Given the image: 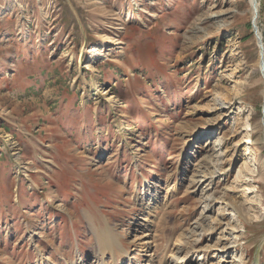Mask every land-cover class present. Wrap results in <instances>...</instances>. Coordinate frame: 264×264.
I'll use <instances>...</instances> for the list:
<instances>
[{
	"label": "rangeland",
	"instance_id": "obj_1",
	"mask_svg": "<svg viewBox=\"0 0 264 264\" xmlns=\"http://www.w3.org/2000/svg\"><path fill=\"white\" fill-rule=\"evenodd\" d=\"M252 21L249 0H0V264H264Z\"/></svg>",
	"mask_w": 264,
	"mask_h": 264
},
{
	"label": "bare ground",
	"instance_id": "obj_2",
	"mask_svg": "<svg viewBox=\"0 0 264 264\" xmlns=\"http://www.w3.org/2000/svg\"><path fill=\"white\" fill-rule=\"evenodd\" d=\"M249 4H250V7H251V10H252V20L253 21H255L254 23H255V25H257V22H258V19H259V15H260V10H259V0H249ZM212 17H217L216 15H213ZM258 26V25H257ZM257 37H256V41H258V44H259V56H260V65H259V70L258 71H261V73H262V81H263V83H264V40H263V37H262V34L260 33V31L258 30V32H257ZM260 38H261V40H262V44H260ZM263 47V48H262ZM263 95H264V91H263ZM221 105L224 107V106H227V107H229L230 105H231V103H229V104H226V103H223L222 104V102H221ZM226 107H224V109H225ZM247 130V133H248V129H246ZM243 131H245V130H243ZM202 137H203V135H206V136H208V135H212L213 133H212V131H210V130H208V131H203L202 133ZM251 138H249V139H247V144H251V140H250ZM202 182H204V181H202ZM261 203V202H260ZM87 217V219H88V221H89V223L91 224V228L93 229V233H95V234H97V237L99 238V239H102L103 240V235L101 234V232H100V230L98 229L99 227H98V225H97V223L96 222H94L93 221V219L92 218H94V216H92V215H86ZM95 219V218H94ZM145 221H147L146 219H144ZM141 225H143L144 227L146 226V225H144V224H141ZM141 225H139V226H141ZM105 229V228H104ZM107 229V228H106ZM109 232V231H108ZM107 237V236H106ZM110 237H112V236H110ZM113 238V237H112ZM106 240H109L108 239V237H107V239ZM106 240H105V242H106ZM108 244V243H107ZM106 244V245H107ZM108 245H110V244H108ZM112 245V244H111ZM110 245V246H111ZM178 246H182V243L181 244H179ZM103 247V246H102ZM111 249V248H110ZM105 252V251H104ZM112 252H115L114 251V248H113V251ZM179 253V252H178ZM106 255V253L105 254H103L102 256H101V258H102V260H103V256H105ZM170 257V259L172 258V260L171 261H174L175 260V262H176V260H180L179 259V257L178 256H176L175 255V253H173V254H171V255H169ZM115 257V255H113V258ZM128 257V256H127ZM130 259H134V258H130ZM127 260V259H126ZM131 261V260H130ZM151 261V264H152V259L150 260ZM198 261H204V256L202 257V256H200V255H198L197 256V262ZM181 262V261H180ZM183 262V264H185V260H183L182 261ZM150 263V262H149ZM100 264H105V260H103V262L102 263H100ZM113 264H117V262L116 261H114L113 262ZM121 264H124V262H122ZM129 264H133V263H130L129 262Z\"/></svg>",
	"mask_w": 264,
	"mask_h": 264
},
{
	"label": "water",
	"instance_id": "obj_3",
	"mask_svg": "<svg viewBox=\"0 0 264 264\" xmlns=\"http://www.w3.org/2000/svg\"><path fill=\"white\" fill-rule=\"evenodd\" d=\"M254 22H255V21H252L253 31H254L255 37H257L256 34H257L258 30H259V27H258L257 25H255ZM261 42H262V40H261V38H260V44H262ZM262 48H263V47H262ZM263 115H264V110H263Z\"/></svg>",
	"mask_w": 264,
	"mask_h": 264
}]
</instances>
